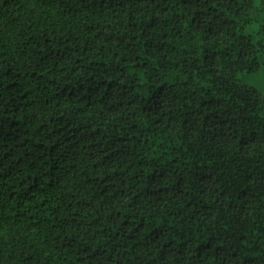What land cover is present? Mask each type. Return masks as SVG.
Instances as JSON below:
<instances>
[{
    "label": "trees",
    "instance_id": "16d2710c",
    "mask_svg": "<svg viewBox=\"0 0 264 264\" xmlns=\"http://www.w3.org/2000/svg\"><path fill=\"white\" fill-rule=\"evenodd\" d=\"M255 0H0V264H264Z\"/></svg>",
    "mask_w": 264,
    "mask_h": 264
},
{
    "label": "rangeland",
    "instance_id": "374dc122",
    "mask_svg": "<svg viewBox=\"0 0 264 264\" xmlns=\"http://www.w3.org/2000/svg\"><path fill=\"white\" fill-rule=\"evenodd\" d=\"M239 77L242 82L252 85L262 92L264 100V66H261L255 72H241Z\"/></svg>",
    "mask_w": 264,
    "mask_h": 264
},
{
    "label": "snow or ice",
    "instance_id": "6c2138e0",
    "mask_svg": "<svg viewBox=\"0 0 264 264\" xmlns=\"http://www.w3.org/2000/svg\"><path fill=\"white\" fill-rule=\"evenodd\" d=\"M255 5L257 7H264V0H255Z\"/></svg>",
    "mask_w": 264,
    "mask_h": 264
}]
</instances>
